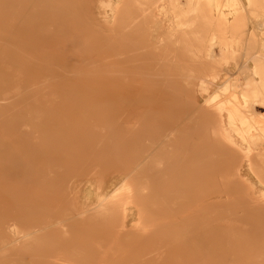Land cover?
Masks as SVG:
<instances>
[{
    "label": "rangeland",
    "instance_id": "rangeland-1",
    "mask_svg": "<svg viewBox=\"0 0 264 264\" xmlns=\"http://www.w3.org/2000/svg\"><path fill=\"white\" fill-rule=\"evenodd\" d=\"M85 2L0 0V244L8 222H16L21 231L32 223L49 230L1 248L0 264H226L245 262L247 253L264 251V240L220 246L206 226H197L214 219L208 213L215 208L213 201L204 198L213 184H201L184 199L164 190L162 148L153 143L163 128L160 55L147 46L144 2L95 0L88 18L77 8ZM118 58L123 67L137 73L132 97L124 95L125 82L82 80L80 72L76 78L67 77L73 62L82 65L90 60L97 66L101 60ZM88 65L83 64V70ZM249 71L233 75L241 82ZM107 90L113 96L105 95ZM135 111H141L136 118ZM230 134L239 144L237 135ZM16 151L29 155L33 169L50 155L43 160L46 174L53 167L52 183L42 191L48 201L37 200L36 183L29 187L31 193L18 186ZM141 161L139 175L131 178L135 182L109 196L116 202L102 212L77 215L86 207L79 206L75 185L94 202L97 193L105 195L114 187L118 173ZM233 187L241 191L238 177H233ZM118 198H130L126 204L130 223L122 224ZM246 198L227 204L222 197L220 203L227 204L222 210L253 205ZM199 209L204 211L196 215ZM254 220L264 226L263 216ZM230 228L215 235L228 237ZM25 245L34 248L14 256Z\"/></svg>",
    "mask_w": 264,
    "mask_h": 264
},
{
    "label": "bare ground",
    "instance_id": "bare-ground-1",
    "mask_svg": "<svg viewBox=\"0 0 264 264\" xmlns=\"http://www.w3.org/2000/svg\"><path fill=\"white\" fill-rule=\"evenodd\" d=\"M138 2L141 3V0ZM142 2L143 18L148 24L147 46L160 55L157 62L161 66L163 128L160 137L153 143L162 148L164 165L160 181L167 186L164 190L176 195L177 199H184L190 197V193L201 184L211 183L213 189L209 197L204 198L210 203L213 201L212 206L215 208L208 213L214 219L197 226H206L205 231L209 232L212 240L216 238V244L220 246L264 240V237H260L264 233V226L254 220L264 217V149L261 151L260 148L264 143V0ZM94 6L95 0H86L77 8L88 18L92 17ZM111 12H115V9L111 8ZM71 13L75 15L73 11ZM78 15L82 17L80 13ZM88 63L83 70V64ZM79 64L77 61L70 64L71 67L66 70L68 78H76L80 72L83 76L79 79L82 80L125 82L124 95L132 97L136 94L137 86L134 82L137 73L123 67L120 58L115 61L101 60L97 66L90 60ZM246 70L250 71L243 75L241 82H237L233 71ZM104 94L113 96L108 90ZM259 108L263 111H258ZM130 112L126 111L128 114ZM140 113L135 111V118ZM230 131L237 135L239 144L233 141ZM17 157L19 160L13 167L21 177L17 181L20 182L18 186L31 193L29 187L36 183L40 188L36 193L37 200L48 201L49 196L42 194V191L52 183L53 167L46 174L43 160L50 159V155L44 156L36 169H33L32 161L25 152L18 151ZM28 162L32 166L29 169L26 167ZM232 165L234 168L231 169ZM142 166V161L137 162L133 169L118 173L114 179L119 180L114 187L106 189L108 191H105V195L97 193L94 202L83 197L75 185L74 194L78 198L81 196L79 206L86 207L78 209L77 215L102 212L109 203L116 202V198L109 196L114 191H123L131 186L135 182L131 178L139 175L138 169ZM233 177L241 180L240 192L234 190ZM244 195L248 203L252 202L253 205L222 210L221 206H226L229 201L235 203L237 198L243 199ZM222 197L227 204L220 203ZM118 199V208L124 216L122 224L130 223L126 205L130 198ZM202 211L199 209L196 215ZM251 218L253 222L249 224ZM234 222L245 225L239 228L233 226ZM36 224H30L25 231L19 230L16 222L5 224L0 250L18 241L36 239L37 234L43 230L49 231ZM223 227H231L229 233L232 235L218 239L215 234L221 232ZM165 241H171L170 234ZM24 247L22 253L14 256L26 255L25 251L34 248L27 245ZM247 254L244 258L248 262L229 261L226 264H264V251Z\"/></svg>",
    "mask_w": 264,
    "mask_h": 264
}]
</instances>
